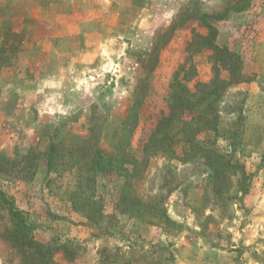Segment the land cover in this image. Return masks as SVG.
Returning a JSON list of instances; mask_svg holds the SVG:
<instances>
[{
	"label": "rangeland",
	"instance_id": "rangeland-1",
	"mask_svg": "<svg viewBox=\"0 0 264 264\" xmlns=\"http://www.w3.org/2000/svg\"><path fill=\"white\" fill-rule=\"evenodd\" d=\"M207 24L240 55L241 81L142 151L176 79L195 92L228 78L198 47ZM263 87L264 0H0V189L37 241L67 243L53 264H264ZM120 138L140 162L130 194L142 205L121 212L124 171L97 173L94 223L72 209L68 171L84 177ZM10 227L0 209V264H30Z\"/></svg>",
	"mask_w": 264,
	"mask_h": 264
},
{
	"label": "trees",
	"instance_id": "trees-1",
	"mask_svg": "<svg viewBox=\"0 0 264 264\" xmlns=\"http://www.w3.org/2000/svg\"><path fill=\"white\" fill-rule=\"evenodd\" d=\"M205 26L208 29L206 34L195 33L198 39V47L209 48L213 50L215 54H218L215 60L219 65L224 67V69L228 70L229 78L223 79L217 74L212 88L198 85L195 92H192L187 85L176 79L175 82L170 85L171 90L168 95V111L162 113L155 127L151 130L149 137L143 142L142 151L150 147L159 148L164 140L168 138L169 130L172 129L177 121L182 120L181 118L186 112L197 107L207 108L212 104V101L215 100V97L220 96V90H224L225 87L241 81L240 70L242 60L240 55L234 51L228 50L227 47H219L215 43L216 28L210 24ZM221 55H223V57H221ZM135 109V107H132L130 115L134 113ZM213 130L216 132L215 128ZM119 141H121V138L115 144L113 152H105L103 154L100 153V150L96 152V156L92 158L91 167L85 170L84 177L82 172L78 171V169L77 171H72L71 169L68 171L76 180L69 194L71 207L74 211L79 212L81 216L94 223L96 217L101 215L100 211L102 208L101 203L94 198V183L97 173H105L109 170H115L117 172H120L119 170L124 171L122 175L125 177V182L121 188V193L117 201V206L120 205L119 208H121V212H127V210H132L134 206L140 207L142 205L135 196L130 194V180L136 175L137 167L140 162L128 151L125 152L124 149L119 151L121 145ZM184 141L193 147L192 140L186 139ZM55 155V147L53 144H50L44 158L46 162V175L55 171L53 170ZM214 157L220 159L218 162L221 163V165L227 163L223 162L224 158L219 153L214 152ZM70 168L73 167L71 166ZM61 173L62 172H58V174ZM50 180L51 178H48L47 182ZM0 209L8 212L9 221L11 223L10 229L7 230L6 239L13 245L14 249L22 254V258L28 260L30 264H53V255L56 252L59 250H62L65 254L69 252L70 249L65 242L55 245L54 241H49L47 243L37 241L33 235L34 225L29 222L27 211L19 207L14 198L1 189Z\"/></svg>",
	"mask_w": 264,
	"mask_h": 264
},
{
	"label": "crops",
	"instance_id": "crops-1",
	"mask_svg": "<svg viewBox=\"0 0 264 264\" xmlns=\"http://www.w3.org/2000/svg\"><path fill=\"white\" fill-rule=\"evenodd\" d=\"M228 78H229V76H228ZM228 78H227V79H228Z\"/></svg>",
	"mask_w": 264,
	"mask_h": 264
}]
</instances>
